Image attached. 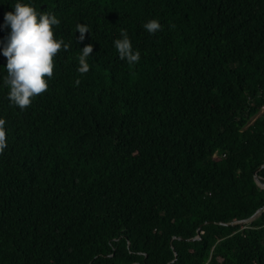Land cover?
<instances>
[{
    "label": "trees",
    "instance_id": "trees-1",
    "mask_svg": "<svg viewBox=\"0 0 264 264\" xmlns=\"http://www.w3.org/2000/svg\"><path fill=\"white\" fill-rule=\"evenodd\" d=\"M23 2L70 48L24 110L0 55V264H264V0Z\"/></svg>",
    "mask_w": 264,
    "mask_h": 264
},
{
    "label": "clouds",
    "instance_id": "clouds-1",
    "mask_svg": "<svg viewBox=\"0 0 264 264\" xmlns=\"http://www.w3.org/2000/svg\"><path fill=\"white\" fill-rule=\"evenodd\" d=\"M12 9L5 13L4 24L0 25V29L10 28L0 48V55L6 58L3 69L7 72L2 77V86L9 89L7 95L10 103L24 110L33 99L47 90L48 80L53 76L54 57L61 49L67 52L70 45L54 37L53 28L60 21L53 13L37 11L31 2L25 3L23 0H16ZM143 28L149 34H155L162 29V25L159 20L152 19ZM75 31L80 34L79 42L84 41L86 33H91L86 24H77ZM120 37L113 42L118 58L129 65L138 63L141 54L133 49L127 32L121 30ZM92 51L91 44L80 49L77 57L79 73L89 72L88 59ZM76 83L79 84V81ZM5 123L0 118V154L7 148Z\"/></svg>",
    "mask_w": 264,
    "mask_h": 264
},
{
    "label": "water",
    "instance_id": "water-1",
    "mask_svg": "<svg viewBox=\"0 0 264 264\" xmlns=\"http://www.w3.org/2000/svg\"><path fill=\"white\" fill-rule=\"evenodd\" d=\"M264 167V166H263ZM263 167H261L260 169H262ZM255 182L256 184L260 187V188H263L264 189V184H262L259 179L257 178V176L255 175ZM260 214V211H258L255 216L251 217L250 219L248 220H244V221H241V222H238V223H232V224H229V226H236V225H244V224H248L250 222H252L258 215ZM196 239H199V237H197ZM176 257V256H175Z\"/></svg>",
    "mask_w": 264,
    "mask_h": 264
},
{
    "label": "built area",
    "instance_id": "built-area-1",
    "mask_svg": "<svg viewBox=\"0 0 264 264\" xmlns=\"http://www.w3.org/2000/svg\"><path fill=\"white\" fill-rule=\"evenodd\" d=\"M263 111H264V108H263Z\"/></svg>",
    "mask_w": 264,
    "mask_h": 264
}]
</instances>
